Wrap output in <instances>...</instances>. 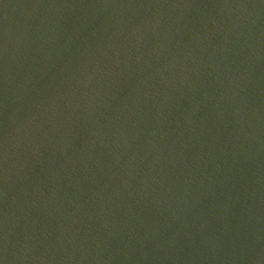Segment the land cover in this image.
Returning a JSON list of instances; mask_svg holds the SVG:
<instances>
[{"label":"water","instance_id":"95a60500","mask_svg":"<svg viewBox=\"0 0 264 264\" xmlns=\"http://www.w3.org/2000/svg\"><path fill=\"white\" fill-rule=\"evenodd\" d=\"M2 264H264V0H0Z\"/></svg>","mask_w":264,"mask_h":264},{"label":"snow or ice","instance_id":"6c2138e0","mask_svg":"<svg viewBox=\"0 0 264 264\" xmlns=\"http://www.w3.org/2000/svg\"><path fill=\"white\" fill-rule=\"evenodd\" d=\"M0 264H2V261H0Z\"/></svg>","mask_w":264,"mask_h":264}]
</instances>
